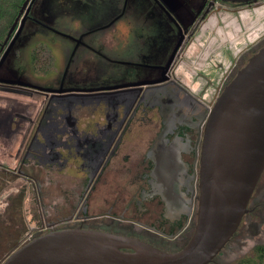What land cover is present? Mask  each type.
Segmentation results:
<instances>
[{"label":"flooded vegetation","instance_id":"flooded-vegetation-1","mask_svg":"<svg viewBox=\"0 0 264 264\" xmlns=\"http://www.w3.org/2000/svg\"><path fill=\"white\" fill-rule=\"evenodd\" d=\"M25 1L0 35V69L36 0L24 9L7 39ZM263 1L193 0L184 6H192L186 19L193 22L217 6L237 9ZM249 50L241 58L246 60ZM176 52L166 64L148 70L150 79L85 91L17 87L18 82H8L0 73V96L8 95L2 131L7 135L0 137V196L6 193V207L0 218L10 221L0 219V253L6 251L0 264L53 230L125 235L167 252L188 243L198 217L204 127L228 80L214 97L194 93V86H184L175 75ZM235 69L237 73V63L229 75ZM70 92L81 95L64 96ZM26 207L29 219L35 218L30 228Z\"/></svg>","mask_w":264,"mask_h":264},{"label":"rangeland","instance_id":"rangeland-1","mask_svg":"<svg viewBox=\"0 0 264 264\" xmlns=\"http://www.w3.org/2000/svg\"><path fill=\"white\" fill-rule=\"evenodd\" d=\"M192 1L36 0L0 73L8 82H18L17 87L32 84L51 91L125 85L150 79L148 70L172 58L186 31L175 56V75L184 86H194V93L214 97L223 80L236 75V69L229 75L232 67L237 63L240 69L264 45V1L237 9L217 6L206 17L189 22L193 9L184 3ZM11 21H1L0 35ZM7 96H0V137L7 135L2 132ZM5 194L0 196V211L6 207ZM28 210L25 220L30 228L35 218L29 219ZM0 219L10 224L8 217ZM263 243L264 173L249 212L211 264H237L254 256V248Z\"/></svg>","mask_w":264,"mask_h":264},{"label":"water","instance_id":"water-1","mask_svg":"<svg viewBox=\"0 0 264 264\" xmlns=\"http://www.w3.org/2000/svg\"><path fill=\"white\" fill-rule=\"evenodd\" d=\"M221 1L253 4L260 0ZM30 2H24L7 39ZM73 95L81 94H64ZM263 173L264 45L224 86L210 109L200 155L197 223L182 249L167 252L138 238L103 231L53 230L25 243L2 264H211L249 212Z\"/></svg>","mask_w":264,"mask_h":264},{"label":"trees","instance_id":"trees-1","mask_svg":"<svg viewBox=\"0 0 264 264\" xmlns=\"http://www.w3.org/2000/svg\"><path fill=\"white\" fill-rule=\"evenodd\" d=\"M23 1L0 0V27L3 26L1 21H5V19L11 21L15 18ZM237 264H264V243L254 248V256L242 258Z\"/></svg>","mask_w":264,"mask_h":264}]
</instances>
